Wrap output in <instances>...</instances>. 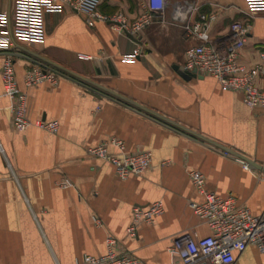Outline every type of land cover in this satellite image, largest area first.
<instances>
[{
  "label": "crops",
  "instance_id": "1",
  "mask_svg": "<svg viewBox=\"0 0 264 264\" xmlns=\"http://www.w3.org/2000/svg\"><path fill=\"white\" fill-rule=\"evenodd\" d=\"M142 1L102 0L98 10L133 21ZM195 5L211 17V42L229 47L231 23L247 18L245 0H169L165 22L137 37L108 21L89 24L84 13L50 12L42 41L16 44V76L28 96V116L55 120L59 130H16L0 73V264H76L87 255H105L109 237L138 264L178 261L170 250L176 235L211 234L189 206L203 200L190 178L194 170L205 175L208 190L235 197L253 214L264 212V108L248 106L243 91L212 75L180 73L186 70L185 50L199 42L183 26L198 19ZM11 8L12 0H0V12ZM139 45V58H123ZM261 52L264 13L252 18L239 62L257 68ZM2 61L0 51V71ZM34 63L64 76L55 85L27 87L24 76ZM256 83L264 89L263 73ZM112 138L123 141L124 152L152 153L143 175L120 178L113 164L90 154ZM156 200L164 212L129 234L134 206ZM233 264H264V254L249 245Z\"/></svg>",
  "mask_w": 264,
  "mask_h": 264
},
{
  "label": "built area",
  "instance_id": "2",
  "mask_svg": "<svg viewBox=\"0 0 264 264\" xmlns=\"http://www.w3.org/2000/svg\"><path fill=\"white\" fill-rule=\"evenodd\" d=\"M102 0H12V8L0 12V51L3 61L1 78L5 96L12 101L13 126L18 131L35 125L41 129L57 133L59 123L55 120L33 121L28 116V96L20 88L16 76L14 48L17 43L40 42L45 38V16L50 12L71 10L84 13L87 22L96 19L117 25L122 33L139 36L148 26L156 22H165L164 12L169 0H143L139 16L128 21L123 16H105L99 10ZM247 18L234 20L231 25V43L222 48L211 42L207 21L210 16L200 11L201 5H195L192 12H198L197 20L184 23L186 33L199 40L185 52L184 68L200 74L216 77L226 88L244 92V101L250 107L264 108V89L256 83L259 73L264 74V52L260 56L263 62L254 69H249L239 62L240 50L247 43L251 30L252 18L264 13V0H245ZM143 54L139 46L131 53L123 55L126 60H136ZM63 72L42 63L32 64L25 73L24 85L27 87L42 83L58 84ZM110 146L119 151L112 153ZM90 154L113 164L120 178L141 176L150 167L152 153L139 151L124 152L122 140L112 138L100 145L91 147ZM225 155L229 152L224 151ZM245 167L248 163L239 159ZM190 178L200 194L202 201H190L193 212L210 228L211 234L199 237L195 232H181L175 236L170 247L179 260L171 264H233L238 254L249 245H255L264 254V212L253 214L245 204H239L235 197H222L206 188V177L200 171H191ZM66 183H69L66 180ZM164 212V204L156 200L146 206L133 208V221L128 226V233L135 235L137 226L152 222ZM108 251L101 257L84 256L76 264H138L129 251L119 249L117 240L108 238Z\"/></svg>",
  "mask_w": 264,
  "mask_h": 264
},
{
  "label": "water",
  "instance_id": "3",
  "mask_svg": "<svg viewBox=\"0 0 264 264\" xmlns=\"http://www.w3.org/2000/svg\"><path fill=\"white\" fill-rule=\"evenodd\" d=\"M129 35L132 36V34H130V33H129ZM49 62H50L51 64H53L54 66H57L58 68L65 70L62 66H60V65H58V64H56V63H54V62H51V61H49ZM56 69H57V68H56ZM180 73H181V75L184 76L185 78H188V77H190V76H195V75L197 74L196 71H189V70H185V71H184V70H181Z\"/></svg>",
  "mask_w": 264,
  "mask_h": 264
},
{
  "label": "rangeland",
  "instance_id": "4",
  "mask_svg": "<svg viewBox=\"0 0 264 264\" xmlns=\"http://www.w3.org/2000/svg\"><path fill=\"white\" fill-rule=\"evenodd\" d=\"M97 157V156H96Z\"/></svg>",
  "mask_w": 264,
  "mask_h": 264
}]
</instances>
